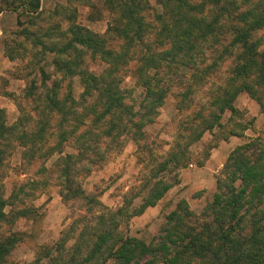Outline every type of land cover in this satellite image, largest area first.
<instances>
[{"label":"trees","instance_id":"trees-1","mask_svg":"<svg viewBox=\"0 0 264 264\" xmlns=\"http://www.w3.org/2000/svg\"><path fill=\"white\" fill-rule=\"evenodd\" d=\"M76 1L88 9V20H99L100 10L111 17L103 34L77 24L73 9L62 14L63 30L58 24L42 28L41 0H0V11L18 9L24 17L21 40L13 45L18 54L28 47L35 69L11 124L0 108V230L8 232L0 234V264H264V153L253 142L231 151L216 192L199 213L179 201L147 243L119 229L176 184V172L191 162L187 148L204 132L217 129L218 139L226 141L241 137L250 124L234 120L240 115L234 102L245 95L259 104L264 92V50L255 36L264 28V0H155L159 11L151 21L147 0ZM4 55L9 61L19 57L7 47ZM86 62L101 69L90 72ZM73 78L80 86L77 98ZM125 78L130 88L122 87ZM167 96L178 115L191 109L190 118L178 121L183 132H171L167 152L154 156L160 141L145 127L154 124ZM126 140L134 143L136 159L149 163L143 188L132 197L139 204L127 214L122 208L106 210V216L97 212L89 223L78 217L73 223L79 224L41 246L31 262L11 259L22 235L10 228L37 218L31 202L48 182L53 180L66 206L69 198L99 206L80 181L119 154ZM16 150L20 163L40 164L42 177L13 184L5 196L3 180Z\"/></svg>","mask_w":264,"mask_h":264},{"label":"rangeland","instance_id":"rangeland-1","mask_svg":"<svg viewBox=\"0 0 264 264\" xmlns=\"http://www.w3.org/2000/svg\"><path fill=\"white\" fill-rule=\"evenodd\" d=\"M147 2L150 9L146 15V20L151 21L152 15L159 11V7L155 0H147ZM1 7L4 8L0 2V9ZM72 9L75 14V22L98 35L104 33L111 20V17L102 10H100L99 20H88L86 18L88 9L76 0H41L37 25L46 28L58 24L59 28L63 30L66 27V22L62 18L64 16L62 14ZM17 12L6 9L0 11V108L5 113V120L8 125L18 116L16 104L23 105L22 91L25 82L35 76L28 47L23 50L24 54L19 53L22 54L20 57L18 54L20 50H16L13 45V41L19 42L21 40L17 35L19 28L26 26L23 23L24 17ZM17 22L20 23L19 27ZM255 36L262 38L260 49L264 50V28L257 31ZM6 47L7 52L19 57H15L12 61L7 60L4 55V48ZM39 65L43 66L45 70L48 68L45 64L43 65V62H40ZM85 67L90 72H98L101 69L99 65L93 62H86ZM71 85L73 96L77 98L80 92L78 79L73 78ZM132 85L131 80L125 78L122 87L130 88ZM133 93L137 96L138 90L135 89ZM28 107L29 105L26 104L25 109L27 110ZM234 107L240 113L239 116H235L234 120L241 118L245 122L250 121L241 137H230L226 141H222L218 139L217 129L211 133L204 132L197 142L187 148L186 153L191 162L176 172V184L153 207L146 208L142 214L131 218L128 222L121 221L119 229L122 230V235L134 237L147 243L155 235L163 222V217L173 210L179 201H184L189 211L199 213L216 192V180L222 177L223 165L234 148L253 142L256 145L255 150H261L264 153V92L261 94L259 104L248 99L245 95H240L234 102ZM190 110L178 115L173 107V99L170 96L166 97L163 106L158 109L154 124L145 127L149 136L157 137L162 142L158 143L154 156H161L167 152L169 144L172 142L171 132H183V125L179 126L178 121L183 120V117L190 118ZM227 118V114H225L221 121L224 123ZM180 142L184 143L185 140ZM209 146H213V148L209 150L208 157L204 158L203 152ZM215 151L217 152V160L215 163H207L210 154ZM53 160V158L50 159L47 164ZM20 161L19 152L17 153L16 150L10 158L12 169L3 180L5 196L9 194L13 184L27 183L28 180H41L42 176L38 174L40 165L38 162L26 166ZM148 165L147 158H144L143 163L136 159L134 143L126 140V144L119 154L113 155L108 162L93 169L88 176L80 181L83 192L94 195L98 200L100 205L95 208H92V204L87 208L83 200L71 198L67 201V206L62 204L58 196L59 188L55 186L53 180L49 181L48 185L31 202L32 206L37 208V218L35 220H18L10 228L11 232L22 235L21 241L12 250L10 258L22 263L31 262L34 253L41 246L51 245L66 229L79 224L80 221L77 224H74L76 222L73 223L78 217H84L83 222L89 223L88 221L93 218L92 216H95L94 214L98 215L99 213L106 216V210L113 211L122 208L124 213H129L140 202L139 197L135 199L132 197L140 194L142 185L149 174ZM22 172L24 174H21ZM181 179L184 181L188 179L190 182L194 180L195 183L201 181L200 184L203 185V189L194 187L195 189L182 196V189L179 188ZM26 189L23 187V190ZM167 193L169 195H166ZM87 209L89 212L86 214L85 210ZM115 219L118 220V217ZM6 230L7 228L1 229L0 234L6 235L8 233Z\"/></svg>","mask_w":264,"mask_h":264},{"label":"crops","instance_id":"crops-1","mask_svg":"<svg viewBox=\"0 0 264 264\" xmlns=\"http://www.w3.org/2000/svg\"><path fill=\"white\" fill-rule=\"evenodd\" d=\"M216 151L215 152H212L211 154H210V156H209V159H208V161H207V163H215V161L217 160V155H216ZM185 178H187V177H185ZM190 179V178H189ZM201 183V181H198V182H194V180L193 181H189L188 179L186 180V181H184V180H180V184H179V188L180 189H182V193H181V195L183 196L186 192H191L192 191V189H198V188H200V189H203V185L202 184H200ZM196 184H200V185H196ZM195 187V188H194ZM178 189V188H177ZM170 193V192H169ZM169 193H167L166 195H169Z\"/></svg>","mask_w":264,"mask_h":264}]
</instances>
